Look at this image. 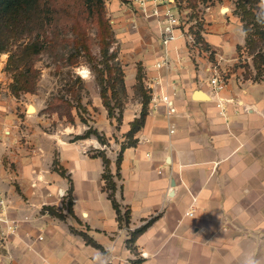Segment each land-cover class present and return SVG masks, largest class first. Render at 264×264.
Returning <instances> with one entry per match:
<instances>
[{"label":"crops","instance_id":"1","mask_svg":"<svg viewBox=\"0 0 264 264\" xmlns=\"http://www.w3.org/2000/svg\"><path fill=\"white\" fill-rule=\"evenodd\" d=\"M134 5L139 23L132 29L126 20L120 29L129 98L119 124L121 144L142 111L135 90L139 69L151 100L136 143L122 150L120 177L115 176V195L123 211L131 209L130 223L120 224L105 188L103 158L93 155L105 147L94 137L75 139L85 124L44 131L33 126L38 119L31 114L21 134L11 122L15 106L8 104L11 132L0 150L8 161L0 165V189L18 227L1 233L6 225L0 224V264H99L97 253L108 264L138 259L139 264H246L249 259L264 264V65L257 78L243 24L230 7L208 5L200 14L198 35L213 51L208 54L190 50L184 37L165 47L159 18ZM113 8H120L116 0ZM127 16L121 14L120 20ZM165 51L169 63L157 67ZM220 57L227 76L220 94L225 114L208 83ZM162 95L172 100L174 113L169 114ZM85 105L93 112L94 127L109 137L113 120L100 94ZM105 152L116 174L118 155ZM192 204L196 212L188 216ZM45 206H55L64 218ZM153 216L130 243L131 232Z\"/></svg>","mask_w":264,"mask_h":264},{"label":"trees","instance_id":"2","mask_svg":"<svg viewBox=\"0 0 264 264\" xmlns=\"http://www.w3.org/2000/svg\"><path fill=\"white\" fill-rule=\"evenodd\" d=\"M188 1L194 5L195 0ZM236 13L241 16L243 29L246 33L245 46L249 54L253 55L257 78H259L263 73L264 65V26L256 23V14L248 6L247 0L238 2ZM90 22L97 26L99 45L103 57L99 62L103 64V68L97 69L99 70L98 78L101 84L100 96L108 110L109 117L111 119L116 117L120 123L122 121L123 104L118 97V85L126 91L125 73L120 64L113 62L115 54L109 52L113 32L111 24L106 18L104 0H0V55L3 52H11L7 69L14 73L13 92L16 94L32 92L35 89L38 76L34 59L43 51L59 47L64 43H72L76 53L84 51L91 61L96 60V57L91 54L87 38V25ZM64 34L67 36H64ZM142 77V71L139 69L135 90L141 98L142 111L140 117L131 122V129L127 133L126 143L121 144L117 156V173L112 172L110 168L111 159L107 156L105 150L100 149L93 154L103 158L105 188L108 190L121 225L130 223L131 209L126 208L124 211L121 209L115 195L118 188L115 176L120 177L122 150L128 145L136 143L134 135L144 125L148 114L151 95ZM70 89L76 104L62 96L50 102L46 111L56 113L59 117H66L68 121L74 122L73 108L76 107L81 120L86 122L83 114H80V110H86V108L83 106L81 98L77 96V91L72 87ZM113 101L115 102L112 103ZM117 108H119L118 116L115 115ZM91 136H96L102 144H106L104 134L93 126H89L82 134L75 136V139H85ZM62 172L64 173V171ZM67 208L69 213H73L71 200H69ZM44 209L52 215L64 218V214L57 210L55 206H45ZM154 219L155 216L133 230L129 242H135L139 234L145 231ZM80 234L84 236L88 243L99 246L85 232H80ZM140 262L141 259H138L132 264H139Z\"/></svg>","mask_w":264,"mask_h":264},{"label":"rangeland","instance_id":"3","mask_svg":"<svg viewBox=\"0 0 264 264\" xmlns=\"http://www.w3.org/2000/svg\"><path fill=\"white\" fill-rule=\"evenodd\" d=\"M113 1L115 0H104L106 18L109 20L113 32L109 52L115 54L113 62L120 64L124 69L121 58V53L124 51L122 48V38L120 36V29L122 28L121 23L129 20L131 23L130 27L135 29L140 21V10L136 9L134 1L137 2L140 8L141 6L138 0H116L120 8L112 9ZM179 1L181 12L185 14V20L188 22L200 16L206 6L215 4H217L218 7H230V12L237 15L241 21V16L236 13V8L240 0H195L194 5L188 0ZM259 3L260 0H247L248 6L254 10L255 14L258 11ZM122 11L127 12L124 13ZM121 14H128V16L120 20ZM241 23L243 24L242 21ZM64 36L67 35L64 34ZM87 38L89 40L91 54L93 57H96L95 61H91L84 51L76 53L72 43H64L59 47L50 48L37 55L34 59V66L38 70V76L35 89L32 92H20L19 94L13 92L12 84L14 82V73L7 69V62L11 52H3L0 55V150H3L4 146L2 144L11 132L9 127L11 123L9 124L6 121L7 111H9L10 106H15V117L11 122H14L13 124L17 123L21 134H23L25 127H27L24 120L31 114L37 116L38 119V123L33 124V126L36 125L41 127L44 131H50L62 127L63 125H72L76 123H80L81 125L85 124V130H87L89 126L94 127L93 112L89 110L88 106L85 104L93 103L94 97L100 94L101 84L99 82L98 72L103 68V64L99 63L103 57L99 45L97 26L91 22L87 25ZM85 72L87 75L83 74ZM71 87L77 91V96L81 98L82 104L86 108V110H80V114H83L86 122L81 120L76 107L73 108V114L75 116L74 122L68 121L66 117L61 118L56 113L46 111L50 102L62 96H65V98H68L71 102L76 104V100L70 89ZM118 88V97L124 109L125 101H128L129 98L126 91L122 90L120 85H118ZM114 102L115 101L112 103ZM8 104L9 107L7 109L6 105ZM2 105L3 108L1 107ZM30 107H34V110L29 111ZM118 114L119 108L115 110V115L118 116ZM111 120H113L112 129L114 131L112 134L109 132V137L104 134L106 145L103 144V147H105V150L108 149L109 153L112 151L116 152L118 155L122 138L119 126L121 122L119 123L116 117H113ZM91 137L99 141L96 136ZM93 151L95 152V149ZM0 155L3 156L0 165L7 163L6 153L1 152Z\"/></svg>","mask_w":264,"mask_h":264},{"label":"built area","instance_id":"4","mask_svg":"<svg viewBox=\"0 0 264 264\" xmlns=\"http://www.w3.org/2000/svg\"><path fill=\"white\" fill-rule=\"evenodd\" d=\"M142 11L146 15H155L159 18L160 31H161V41L165 47L178 37H184L186 39L187 45L190 50L205 49L208 54H213L211 49L204 46L203 41L198 35V26L202 21L201 16L195 17L193 21L188 22L185 20V14H182L180 9L179 0H138ZM149 2L152 3V8H149ZM161 6L164 10L161 11ZM167 52L161 55V59L156 62L157 67H161L169 63ZM216 60L211 66L212 74L209 77L208 83L210 91L215 96L216 104L220 110L221 114H225L224 98L220 96L221 92L224 90L227 84V76L220 69L219 61ZM162 99L169 104V114L175 112V107L172 100L167 95H162ZM152 103H155V99H152ZM161 172V170H159ZM9 207V200L5 197L2 190L0 189V224H5L6 229L0 231L1 233H13L18 227V222L11 219L8 216L7 210ZM196 212V207L192 204L189 210L186 212L188 216H194Z\"/></svg>","mask_w":264,"mask_h":264},{"label":"clouds","instance_id":"5","mask_svg":"<svg viewBox=\"0 0 264 264\" xmlns=\"http://www.w3.org/2000/svg\"><path fill=\"white\" fill-rule=\"evenodd\" d=\"M256 23L264 26V0H260V3L258 5V11L256 12ZM242 34L246 35V33ZM95 259L99 262V264H108V260L106 258H103L99 253H97ZM246 264H259V262L254 259H249L246 261Z\"/></svg>","mask_w":264,"mask_h":264},{"label":"bare ground","instance_id":"6","mask_svg":"<svg viewBox=\"0 0 264 264\" xmlns=\"http://www.w3.org/2000/svg\"><path fill=\"white\" fill-rule=\"evenodd\" d=\"M226 10H227V7H225L223 11H226ZM33 110H34V107H30V110L29 111H33Z\"/></svg>","mask_w":264,"mask_h":264},{"label":"snow or ice","instance_id":"7","mask_svg":"<svg viewBox=\"0 0 264 264\" xmlns=\"http://www.w3.org/2000/svg\"><path fill=\"white\" fill-rule=\"evenodd\" d=\"M84 75H87V73L85 72V73H83Z\"/></svg>","mask_w":264,"mask_h":264},{"label":"water","instance_id":"8","mask_svg":"<svg viewBox=\"0 0 264 264\" xmlns=\"http://www.w3.org/2000/svg\"><path fill=\"white\" fill-rule=\"evenodd\" d=\"M196 94H200V93H196Z\"/></svg>","mask_w":264,"mask_h":264}]
</instances>
